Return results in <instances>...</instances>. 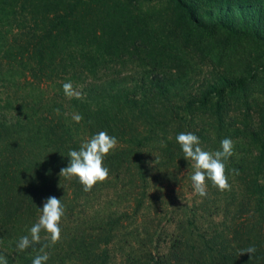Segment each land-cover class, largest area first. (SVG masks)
<instances>
[{
  "label": "rangeland",
  "instance_id": "374dc122",
  "mask_svg": "<svg viewBox=\"0 0 264 264\" xmlns=\"http://www.w3.org/2000/svg\"><path fill=\"white\" fill-rule=\"evenodd\" d=\"M182 49L180 69L152 95L139 89L116 131L81 137L76 150L93 155L71 172L76 211L57 238L71 264H264V46L247 34L215 62ZM153 68L124 71L142 88Z\"/></svg>",
  "mask_w": 264,
  "mask_h": 264
},
{
  "label": "trees",
  "instance_id": "16d2710c",
  "mask_svg": "<svg viewBox=\"0 0 264 264\" xmlns=\"http://www.w3.org/2000/svg\"><path fill=\"white\" fill-rule=\"evenodd\" d=\"M256 2L0 0V264H71L76 251L57 238L76 211L71 172L78 156L92 159L76 150L83 134L85 141L95 126L116 131L139 89L152 95L163 76L180 69L184 43L213 62L247 34L264 46V8L251 9L263 0ZM137 62L157 70L142 88L124 71ZM132 129L142 134L138 124ZM154 264L166 263L157 257Z\"/></svg>",
  "mask_w": 264,
  "mask_h": 264
}]
</instances>
